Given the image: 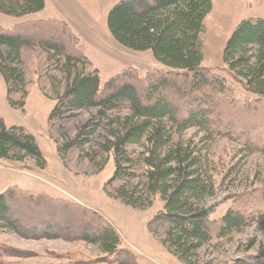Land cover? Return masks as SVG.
<instances>
[{
  "label": "trees",
  "instance_id": "trees-1",
  "mask_svg": "<svg viewBox=\"0 0 264 264\" xmlns=\"http://www.w3.org/2000/svg\"><path fill=\"white\" fill-rule=\"evenodd\" d=\"M44 6V0H0V14L23 18L41 12ZM211 11V0H119L111 7L106 26L113 41L133 52L149 51L167 71L157 83L150 84L147 78L145 89L139 88L138 82L123 83L116 77L100 91L98 71L91 69L76 45L78 37L65 22L28 21L8 30L0 29V75L9 106L23 110L27 98V83L21 70L22 50L39 48L49 59L54 58V66L63 73L65 84L62 95L55 97L48 122L66 121L83 110H96L78 127L74 138L60 133L59 157L63 160L72 150L91 147L95 134L110 119L113 125L102 142L96 144L105 160L110 154L113 156L114 173L108 185L119 186L109 195L137 210L150 208L154 197H159L163 210L149 226L166 228L162 244L185 264L189 255L214 237L228 236L252 224H264V201H254L243 210L229 208L219 221H211L220 205L206 204L215 196L213 175L204 166L200 151L189 143L174 141L175 136L191 129L213 138L209 134L211 118L224 107L227 108L224 114L235 124L248 121V112H234L238 108L264 115V106L259 103L239 104L228 99L225 79L211 75L210 70L201 66L200 36ZM222 63L245 92L257 101H264L263 20L249 19L237 26L224 45ZM173 72L183 73L177 83L168 80ZM183 92L190 96H185L188 98L185 105L176 98ZM13 96H19L20 100L16 102ZM210 99L218 107L208 104ZM202 100H206L207 106L200 104ZM124 111L127 114L123 118L111 119L108 115ZM258 146L264 151V144ZM25 158L34 160L37 168L43 167L35 139L22 128H7L0 119V159L13 163ZM85 158L94 163L91 154ZM24 192L28 191L10 187L0 194V233L33 241L78 239L99 246L106 254H114L117 234L110 227L99 230L102 226L92 211L44 193L23 195ZM87 221L93 222L91 226L96 223L98 228L79 227ZM2 251L23 259L32 254L20 249ZM237 264L264 262L249 258Z\"/></svg>",
  "mask_w": 264,
  "mask_h": 264
},
{
  "label": "rangeland",
  "instance_id": "rangeland-1",
  "mask_svg": "<svg viewBox=\"0 0 264 264\" xmlns=\"http://www.w3.org/2000/svg\"><path fill=\"white\" fill-rule=\"evenodd\" d=\"M44 1L45 6L41 12L23 18L0 14V29L8 30L28 22L27 17L62 20L78 37L76 45L91 69L98 71L100 91L111 78L118 77L123 83L138 82L139 88L145 89L147 78L148 83L154 84L167 75L166 69L153 59L149 51L133 52L113 41L106 20L108 11L119 0H70L67 4L57 2L58 7L53 0ZM211 2L212 11L204 21V32L200 36L203 55L201 66L210 70L211 75L225 79L228 99L239 104L259 103L264 106V101H257L255 96L243 90L222 63L224 45L237 26L249 19L264 21V0ZM60 6H63L64 11L59 10ZM20 56L21 70L27 83L25 106L23 110L9 106L0 75V119L7 128H22L35 139L44 164L39 169L30 158L13 163L0 159V194L7 188L17 187L34 194L44 193L52 199L71 202L90 210L102 226L99 230L110 227L115 231L118 246L114 254L109 255L102 252L99 246L78 239L33 241L3 232L0 233V264H185L178 261L169 252V248L162 244L166 228L149 226L155 215L163 210L159 197H154L150 208L137 210L109 195L119 186L117 183L108 185L114 173L113 156L110 154L105 160L103 154L97 151L96 144L102 142V137L106 136L113 125L110 119L95 134L91 147L86 146L82 151L72 150L63 160L59 157L60 133L74 138L78 127L87 122L96 110H83L66 121L48 122L56 104L55 97L63 93L64 75L55 68L54 58L49 59L47 53L39 48L22 50ZM168 76L171 83H177L183 73L173 72ZM186 76L190 78L191 74ZM185 96H189L188 92L176 96L182 105L188 103ZM19 98L13 96L16 102ZM207 103L218 107L212 99L207 100ZM200 104L207 106L206 100L200 101ZM226 110V107L218 110L217 115L211 118L209 134L213 138L196 129L174 138V141L189 143L200 151L204 166L213 175L215 196L206 204H220L210 217L214 222L219 221L229 208L238 211L254 201H264V151L258 146L264 144V115L258 111L238 108L234 112H248V121L235 124L224 114ZM126 114L124 111L108 115L116 119ZM90 154L95 159L93 164L85 158ZM28 192L22 194L31 195ZM65 223L69 224L70 220ZM92 223L87 221L79 227L96 230L98 225L94 223L91 226ZM2 249H20L32 254L25 259L14 258L6 255ZM249 258L264 262V224H252L228 236L214 237L211 242L189 255L187 264H237Z\"/></svg>",
  "mask_w": 264,
  "mask_h": 264
},
{
  "label": "crops",
  "instance_id": "crops-1",
  "mask_svg": "<svg viewBox=\"0 0 264 264\" xmlns=\"http://www.w3.org/2000/svg\"><path fill=\"white\" fill-rule=\"evenodd\" d=\"M69 1L70 0H64V1L53 0V2L55 3L56 7H58L57 6V2L67 4ZM59 10L60 11H64L63 6H60L59 7ZM27 18H28V21H43V20H51V19H53V18H48V19H35L34 17H32L33 19H30L29 17H27ZM70 19L72 20V17H70ZM55 20H58V19H55ZM59 21H62V20H59Z\"/></svg>",
  "mask_w": 264,
  "mask_h": 264
}]
</instances>
